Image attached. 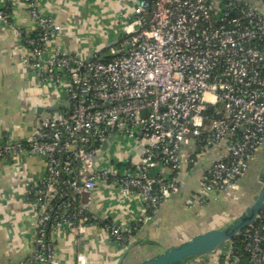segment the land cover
Wrapping results in <instances>:
<instances>
[{"label":"built area","instance_id":"built-area-1","mask_svg":"<svg viewBox=\"0 0 264 264\" xmlns=\"http://www.w3.org/2000/svg\"><path fill=\"white\" fill-rule=\"evenodd\" d=\"M1 1L0 24L21 39L20 62L41 95L66 99L57 109L42 105L30 131L0 142V162L40 159L39 171H30L24 182L36 212L25 264H61L58 233L75 243L74 264H87L81 235L91 224L124 247L185 184L202 155L216 149L186 202L235 194L264 143V0L259 6L245 0H135L122 39L87 58L50 46L61 26L39 0H21L31 21L26 32ZM111 136L134 141L121 148L138 156L121 153L123 159L110 164L109 157L99 165L95 156ZM98 183L136 197L138 215L118 222L89 211L81 193ZM262 211L264 206L257 218ZM243 238L245 260L231 241L222 253L234 264H264V225L246 229Z\"/></svg>","mask_w":264,"mask_h":264},{"label":"crops","instance_id":"crops-1","mask_svg":"<svg viewBox=\"0 0 264 264\" xmlns=\"http://www.w3.org/2000/svg\"><path fill=\"white\" fill-rule=\"evenodd\" d=\"M39 1L41 10L54 16L61 26L51 47L59 46L81 58H86L92 53L90 37L85 34L84 26L88 21L89 12L96 13L99 7L110 9L109 0ZM128 1L132 5L129 18L135 0ZM3 3L0 0V4ZM6 3L17 27L23 32L29 30L31 21L22 1L6 0ZM22 50L23 44L16 36L15 29L0 24V142L6 137L18 139L30 131L37 123V108H42V105L57 97L55 92L41 95L33 76L20 62L19 55ZM128 141L122 139L118 144L115 143L114 150L123 151L121 147L128 144ZM109 151L106 153V160L111 157L108 156ZM218 152L216 149L203 154L199 164L190 169L186 176L182 195L165 201L159 209V221L141 229L139 237L153 240V243L146 242L144 245L174 244L200 230L201 225H207L212 216L220 215L223 220L227 218L229 212L226 209L235 205L224 201L220 195L210 194L206 203L186 202L187 196L197 189L201 170L208 166L211 158L218 156ZM262 158L260 151L250 166L257 168ZM40 165V159L34 157L0 162V264H25V260L32 254L36 212L32 201L24 194V182L31 177L30 171H39ZM244 177L241 181H246L248 175ZM91 195L88 209L103 219L127 222L129 218H135L141 208V203L136 197H124L112 185L98 183L91 190ZM219 211L222 212L217 213ZM82 235V246L87 254L88 264H113L117 261L118 247L97 225H89ZM54 243L60 263L74 264V248L70 237L64 233L55 234ZM197 262L234 264L222 250L206 255Z\"/></svg>","mask_w":264,"mask_h":264},{"label":"water","instance_id":"water-1","mask_svg":"<svg viewBox=\"0 0 264 264\" xmlns=\"http://www.w3.org/2000/svg\"><path fill=\"white\" fill-rule=\"evenodd\" d=\"M253 6H259L261 2L259 0H245ZM260 10L263 13L264 17V4L261 6ZM150 13L147 14L150 17ZM121 32L117 38L107 44H104L100 49L89 53L87 57L96 53L104 51L108 46L116 43L121 40ZM86 57V58H87ZM66 106L65 95H59L57 98H54L49 103L50 109H57L60 107ZM43 108L38 107L37 113H42ZM122 139V137L111 136L105 139L102 142L99 153L95 156V162L99 165L104 163L106 158V153L115 143ZM134 141H130L127 145L130 147L134 146ZM261 151L262 160L257 165V168L248 167V170L244 174L245 177L248 175L246 181H239L238 189L233 196L228 198H223L224 201L233 203L235 206L233 208H227L229 212L226 219H221L220 215L212 216L208 219L207 225H201V229L189 235L186 239L181 240L170 245H161L156 243V245H144L148 242L153 243L151 239H145L139 237L141 229L146 225L154 224L159 221L160 214L159 211L149 220H147L138 232L130 238L129 242L124 247H118L119 258L113 264H185L191 260L202 258L209 254H214L218 252L227 242L231 241L236 235H238L243 229L249 227L256 220L259 212L263 209L264 206V143L256 152ZM135 152H137L135 150ZM140 152V151H139ZM127 156H131L132 159L138 156V153L132 154L130 150H123L119 152ZM244 177V178H245ZM186 183V182H185ZM185 188V184L179 189V191L173 196L180 197ZM195 191V190H194ZM168 198V199H169ZM167 199V200H168ZM92 200L91 191H83L81 193V202L82 204L89 208V204ZM166 200V201H167ZM35 209V208H34ZM219 211L217 213H220ZM206 223V222H205ZM35 229V226H34ZM83 235H81V240ZM84 240V239H83ZM114 244V243H113ZM72 246L75 252V243L72 241ZM154 249L155 251H152ZM88 264V258H87Z\"/></svg>","mask_w":264,"mask_h":264},{"label":"rangeland","instance_id":"rangeland-1","mask_svg":"<svg viewBox=\"0 0 264 264\" xmlns=\"http://www.w3.org/2000/svg\"><path fill=\"white\" fill-rule=\"evenodd\" d=\"M109 2L110 9L104 10L99 7L96 13L89 12L88 14V21L84 29L85 34H89L92 52L100 49L104 44L114 41L117 32L128 22V15L132 9L130 2L128 0H109ZM130 141L127 143H130ZM111 145V151H109L110 154L108 155L111 156L110 164L112 160L117 162V160L125 157V155L122 156V154L114 150L113 143Z\"/></svg>","mask_w":264,"mask_h":264},{"label":"trees","instance_id":"trees-1","mask_svg":"<svg viewBox=\"0 0 264 264\" xmlns=\"http://www.w3.org/2000/svg\"><path fill=\"white\" fill-rule=\"evenodd\" d=\"M261 216L259 218H257L252 225H250L249 227L243 229L238 235H236L232 240H231V245L233 246V249L238 253V255H240V257L245 260L247 258V251L245 250L244 246H245V242H244V238H243V232L246 229H251L256 225L262 224L264 225V212L262 211ZM226 245V244H225ZM225 245L223 247H225Z\"/></svg>","mask_w":264,"mask_h":264}]
</instances>
